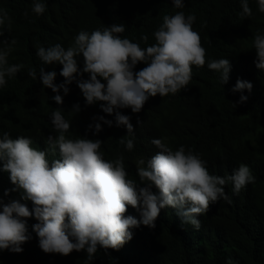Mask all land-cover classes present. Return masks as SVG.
I'll return each instance as SVG.
<instances>
[{
	"label": "clouds",
	"instance_id": "9594fccd",
	"mask_svg": "<svg viewBox=\"0 0 264 264\" xmlns=\"http://www.w3.org/2000/svg\"><path fill=\"white\" fill-rule=\"evenodd\" d=\"M172 3L178 9L185 6L183 0ZM45 10L44 3L34 0L32 11L36 15ZM253 10L264 14V0L239 1L237 16L246 19ZM195 19L182 11L165 15L153 34L155 43L146 48L121 38L123 24L91 34L78 31L69 41H74L73 45L67 49L60 44L38 48L37 55L42 60L37 65L41 68L39 78L45 88L56 93L52 99L58 105L64 102L60 90L67 95L68 85L76 81L86 105L104 102L100 105L102 111L114 113L116 126H125L131 137V118L119 110L130 108L139 113L146 101L148 105L187 89L193 66L201 68L207 63L210 70L220 73L223 85L228 82L229 60L207 59L201 37L192 28ZM6 24L10 29L11 19L0 10V44L8 43L2 41ZM141 40L147 43L148 36L142 35ZM254 48L256 67L264 70V35H255ZM10 50H0V89L6 85V77L15 76L24 67L8 66ZM77 57L83 58L82 70ZM138 63L146 66L134 71ZM56 64L62 65L60 75L65 78L59 85L54 83L57 73L45 71ZM83 73L90 78L77 79ZM28 75L36 79V67L29 69ZM245 89L251 93L253 84L239 79L231 89L241 93L238 103L248 100L243 95ZM72 110L79 112L80 105H73ZM1 111L0 256L9 259H19L23 249L37 246L44 252L41 258L47 264H56L55 254L68 256L73 251H86L88 261L94 260L98 250L115 257L132 242L142 224L155 228L162 208L178 209L183 222L198 230L197 217L206 214L211 204L221 199L231 203L223 187L229 180L234 193H239L256 179L244 164L229 177L210 174L199 154L186 152L184 146L173 151L161 139H153L159 151L147 161L138 160L134 168L136 180L126 168L123 156L114 160L106 155L101 149L103 141L70 135L71 125L61 108L46 117L48 126L29 118L14 130L3 125ZM98 119L112 126L111 120L103 116ZM88 127L94 128L95 133L102 131L99 122ZM120 143L129 151L134 147L132 138H121ZM129 205L140 210V216L125 215Z\"/></svg>",
	"mask_w": 264,
	"mask_h": 264
},
{
	"label": "trees",
	"instance_id": "16d2710c",
	"mask_svg": "<svg viewBox=\"0 0 264 264\" xmlns=\"http://www.w3.org/2000/svg\"><path fill=\"white\" fill-rule=\"evenodd\" d=\"M239 1L183 0L185 6L178 9L172 0H40L46 10L38 16L32 11L34 0H0V10L11 19V28L6 24L2 36V41L8 43L0 44V50L11 49L8 66H24L15 76L6 77V85L0 89L2 121L9 130L29 118L48 126L46 117L61 108L71 125L70 135L103 141L101 149L106 155L114 160L123 156L136 180L134 168L138 160L147 161L159 151L153 139H161L173 151L184 146L186 152L199 154L210 174L229 177L244 164L256 178L239 193H234L229 180L223 187L231 203L221 199L211 204L206 214L197 217L198 230L183 222L178 209L167 206L160 210L155 228L142 224L132 242L115 257L98 250L94 260L88 261L86 251H73L68 256L55 254L56 264H264V70L256 67L254 48L255 35H264V14L253 10L251 17H238ZM179 11L196 17L192 28L199 33L209 61L229 60L228 82L223 85L220 73L210 70L207 63L201 68L193 66L187 89L148 105L146 101L139 113L130 108L119 110L131 118V137L125 126H116L114 113L102 111L100 105L104 102L86 105L76 81L68 85L67 95L60 90L62 105L52 99L56 93L43 86L41 68L37 66L42 61L37 55L39 47L60 44L67 49L78 31L91 34L123 24L121 38L146 48L155 43L153 34L163 17ZM142 35L148 36L147 43L141 40ZM12 40L16 43L11 44ZM77 59L82 70L83 58ZM145 66L138 63L134 71ZM33 67L36 79L28 75ZM61 70L60 64L45 69L57 73V85L65 79ZM89 78L88 73L77 76ZM238 79L253 84L251 93L246 89L243 92L248 96L245 103H238L240 92L231 91ZM75 104L80 105L79 112L72 110ZM100 116L111 120L112 126L100 121ZM97 122L102 127L99 133L88 127ZM121 138L134 139L131 151L120 143ZM125 215L140 216V210L129 205ZM43 253L39 246L27 247L19 259L0 256V264H47L41 258Z\"/></svg>",
	"mask_w": 264,
	"mask_h": 264
}]
</instances>
